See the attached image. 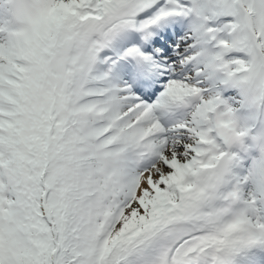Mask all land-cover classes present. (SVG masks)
<instances>
[{
    "label": "snow or ice",
    "instance_id": "6c2138e0",
    "mask_svg": "<svg viewBox=\"0 0 264 264\" xmlns=\"http://www.w3.org/2000/svg\"><path fill=\"white\" fill-rule=\"evenodd\" d=\"M0 0V264H264V0Z\"/></svg>",
    "mask_w": 264,
    "mask_h": 264
},
{
    "label": "rangeland",
    "instance_id": "374dc122",
    "mask_svg": "<svg viewBox=\"0 0 264 264\" xmlns=\"http://www.w3.org/2000/svg\"><path fill=\"white\" fill-rule=\"evenodd\" d=\"M33 3L32 0H21L16 4L15 9L19 14H29L33 11Z\"/></svg>",
    "mask_w": 264,
    "mask_h": 264
},
{
    "label": "bare ground",
    "instance_id": "6f19581e",
    "mask_svg": "<svg viewBox=\"0 0 264 264\" xmlns=\"http://www.w3.org/2000/svg\"><path fill=\"white\" fill-rule=\"evenodd\" d=\"M13 6H14V3H13Z\"/></svg>",
    "mask_w": 264,
    "mask_h": 264
}]
</instances>
